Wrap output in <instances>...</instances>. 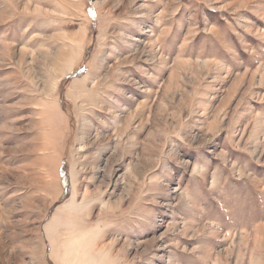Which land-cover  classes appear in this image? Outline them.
Segmentation results:
<instances>
[{"label":"rangeland","instance_id":"rangeland-1","mask_svg":"<svg viewBox=\"0 0 264 264\" xmlns=\"http://www.w3.org/2000/svg\"><path fill=\"white\" fill-rule=\"evenodd\" d=\"M0 264H264V0H0Z\"/></svg>","mask_w":264,"mask_h":264}]
</instances>
